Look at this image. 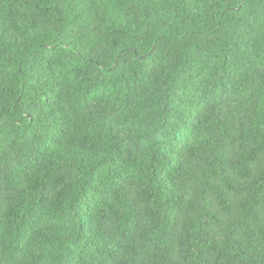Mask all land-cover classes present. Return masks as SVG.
Returning a JSON list of instances; mask_svg holds the SVG:
<instances>
[{
	"label": "trees",
	"instance_id": "trees-1",
	"mask_svg": "<svg viewBox=\"0 0 264 264\" xmlns=\"http://www.w3.org/2000/svg\"><path fill=\"white\" fill-rule=\"evenodd\" d=\"M0 264H264V0H0Z\"/></svg>",
	"mask_w": 264,
	"mask_h": 264
},
{
	"label": "bare ground",
	"instance_id": "bare-ground-1",
	"mask_svg": "<svg viewBox=\"0 0 264 264\" xmlns=\"http://www.w3.org/2000/svg\"><path fill=\"white\" fill-rule=\"evenodd\" d=\"M217 142V141H216ZM202 145V144H201ZM215 147V146H214ZM208 148V147H207ZM202 153V152H201ZM204 154V153H203ZM193 158V157H192ZM183 167V166H182ZM129 234V233H128ZM131 234V233H130ZM198 260V259H197Z\"/></svg>",
	"mask_w": 264,
	"mask_h": 264
}]
</instances>
